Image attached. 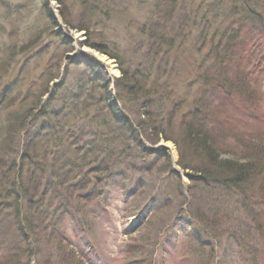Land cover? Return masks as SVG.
Returning <instances> with one entry per match:
<instances>
[{
	"label": "rangeland",
	"instance_id": "1",
	"mask_svg": "<svg viewBox=\"0 0 264 264\" xmlns=\"http://www.w3.org/2000/svg\"><path fill=\"white\" fill-rule=\"evenodd\" d=\"M60 1L0 0V90L6 82L21 78L23 88H31L22 103L23 113L27 114L41 99H46L43 94L60 83L62 74H67L65 82L71 85L76 73L82 71L80 61L86 56L97 59L111 77L109 89L119 112L124 113L117 95L132 111V117L142 119L139 102L123 89L121 70L126 69L129 76L136 69L144 70L154 77L165 69L178 95L171 99L182 102L169 132L176 134L180 114L194 101L196 75L211 62L208 55L213 50L211 40L220 34L212 33L209 26L219 28L226 24L222 21L229 20L225 12L233 7L231 0H181L170 24L176 27L184 15L191 21L176 38L175 49L169 56L156 59L146 52L148 36L153 31L147 19L160 0H63L62 4ZM251 1V7L264 18V0ZM160 5L165 6L161 2ZM160 20L156 17V25L161 26ZM202 21L209 25L207 29H202ZM101 43L107 51H119L125 63L121 66L107 54L88 46ZM263 43L262 34L253 35L242 53L245 58L237 65L241 70L239 87L244 92L236 88L227 99L219 92L220 97L210 102L213 114L208 128L224 131L222 142L217 141L221 153H228H223V158L230 155L240 159L244 155L245 148L235 143L234 137L241 136L244 145L264 141V62L260 60L264 56L256 50ZM73 58L74 63H69ZM201 61L205 64L199 67ZM192 83L195 85L190 86ZM13 106L15 111L17 105ZM152 108L156 110L157 105ZM36 113L35 110L33 115ZM3 120L4 114L0 124ZM33 123L34 120L29 128ZM18 140V133H13L14 155L8 159L14 156L16 159ZM147 145L166 148H153L145 159L129 166L112 188L104 192L106 198L101 205L96 200L86 204L81 198L69 199L66 188L58 189L60 202L52 201L51 216L37 224L39 236L29 242L32 257L21 256L18 264H264V235L257 234L251 219L252 215L264 213V197L248 194L246 199L253 207L243 208L245 199L239 193L202 181L181 169L179 148L172 141L162 137ZM161 151L170 160L171 170L167 173L162 172L165 161L157 156ZM150 168L153 170L146 171ZM170 171L176 172L177 177L171 176ZM54 206L56 214H52ZM12 227L15 230V224ZM52 231L64 237L60 245L57 240L47 239ZM15 240L13 230L0 238V258L14 253L11 243ZM69 250L74 254L66 256Z\"/></svg>",
	"mask_w": 264,
	"mask_h": 264
},
{
	"label": "trees",
	"instance_id": "2",
	"mask_svg": "<svg viewBox=\"0 0 264 264\" xmlns=\"http://www.w3.org/2000/svg\"><path fill=\"white\" fill-rule=\"evenodd\" d=\"M62 1L59 3L62 4ZM160 2L165 4L163 8ZM160 2L154 5L153 14L147 19L153 31L148 36L150 43L146 52L153 59L169 56L175 49L176 38L181 36L191 21L184 15L174 27L170 22L181 0ZM250 2L252 1L231 0L233 7L225 12L229 20L222 21L226 24L219 25L220 30L202 21V29L209 26L212 33L220 34L211 40L213 50L208 53L210 64L206 69H201V73H197V85H190L197 88L195 98L186 111L180 114L176 134L169 132L176 123V115L182 102L171 99L178 95H175L171 77L165 69L154 77L143 69V72L134 70L130 76L126 69L121 70V78L125 80L123 89L135 102H139L138 110L142 119L132 117V111L125 107L124 100L117 95L124 113L119 112L105 73L87 57L80 61L83 69L76 73L71 85L65 82L67 74H62L60 83L43 94L42 98L46 96V99H41L37 107H32L27 114L23 113L25 110L22 109V103H25L31 88H23V80L19 77L16 82H6L1 86L0 119L4 114V120L0 124V238L13 230L16 232V240L14 244L11 243L14 253L5 259L1 257L0 264H18L19 257H32L29 242L31 238L39 236L37 224L46 222L51 216L52 201L56 204L60 202L56 194L58 189L66 188L68 191L65 195L69 199L81 198L86 204L96 200V204L101 205L106 198L104 192L112 188L116 178L126 173L125 170L133 166L135 161L143 160L153 152L147 142L154 143L162 137L179 148L178 164L181 169L190 171L202 181L207 180L221 185L227 191L239 193L245 199L243 208L253 207L246 199L248 194L264 197V141L244 145L241 136L234 137L233 141L245 148L244 155L240 159L230 155L229 158H223L222 154L228 153H221L217 141H221L224 131L215 132L208 128L213 114L210 102L220 97L219 92L224 94L225 99L230 98L229 93H233L236 88L242 93L243 90L239 87L241 70L237 65L245 58L242 53L253 35L264 36V18L251 7ZM156 17L164 20H160L161 26L156 25ZM147 25L148 23L145 27ZM88 46L107 54L121 66L125 63L116 49L107 51L102 43ZM261 46L262 48L257 46L256 50L264 56V43ZM141 48L136 49L135 53ZM236 58L242 59L235 61ZM74 59L76 58L69 63H74ZM260 60L264 62L263 57ZM205 61H201L198 66L204 65ZM58 75L59 72L55 76L58 78ZM14 104L17 105L15 111L12 110ZM156 105L157 109L154 110L152 107ZM35 110L38 113L33 115ZM225 115L228 116L227 113ZM33 120L34 126L29 128ZM228 129L232 130L231 127ZM16 132L19 135L15 147L16 159L15 156L8 159V156L14 155L12 137ZM157 156L163 158L166 164L162 172L171 170L169 157L162 151ZM151 170L153 169L146 171ZM170 175L177 177L174 171H170ZM163 207L166 208V205ZM66 208L68 209L67 206ZM55 210L56 206L52 214L57 213ZM64 210L62 215L65 214ZM262 214L264 213L260 212L251 218L255 231L260 236L264 235ZM197 216L203 220L198 213ZM14 224L15 230L12 227ZM63 238L54 231L47 236L51 242L57 240L59 245ZM68 254L74 253L69 250L66 256Z\"/></svg>",
	"mask_w": 264,
	"mask_h": 264
},
{
	"label": "water",
	"instance_id": "3",
	"mask_svg": "<svg viewBox=\"0 0 264 264\" xmlns=\"http://www.w3.org/2000/svg\"><path fill=\"white\" fill-rule=\"evenodd\" d=\"M96 60H97V59H96ZM98 63L100 64V66H101L103 69H105L104 66H103L99 61H98Z\"/></svg>",
	"mask_w": 264,
	"mask_h": 264
},
{
	"label": "bare ground",
	"instance_id": "4",
	"mask_svg": "<svg viewBox=\"0 0 264 264\" xmlns=\"http://www.w3.org/2000/svg\"><path fill=\"white\" fill-rule=\"evenodd\" d=\"M100 58L101 61H104V59L101 56H98ZM105 63V62H104Z\"/></svg>",
	"mask_w": 264,
	"mask_h": 264
}]
</instances>
